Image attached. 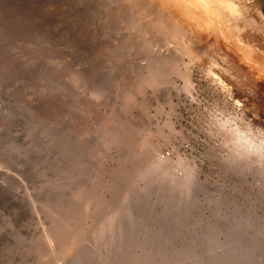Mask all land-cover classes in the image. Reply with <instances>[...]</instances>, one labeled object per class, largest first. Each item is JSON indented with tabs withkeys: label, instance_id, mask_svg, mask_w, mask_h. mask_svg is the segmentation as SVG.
<instances>
[{
	"label": "rangeland",
	"instance_id": "obj_1",
	"mask_svg": "<svg viewBox=\"0 0 264 264\" xmlns=\"http://www.w3.org/2000/svg\"><path fill=\"white\" fill-rule=\"evenodd\" d=\"M163 2L0 0V264H264V63L206 9L204 54L135 31Z\"/></svg>",
	"mask_w": 264,
	"mask_h": 264
},
{
	"label": "bare ground",
	"instance_id": "obj_2",
	"mask_svg": "<svg viewBox=\"0 0 264 264\" xmlns=\"http://www.w3.org/2000/svg\"><path fill=\"white\" fill-rule=\"evenodd\" d=\"M126 1V0H125ZM162 1H164L163 2V4L165 5V6H167L166 7V9H165V11H163V10H159V11H156L155 10V8L153 7L154 6V4L155 5H157V4H162ZM150 0V2H152V7H144V6H140L139 7V9L140 10H142L143 9V11L142 12H139V11H137V12H139V14H141V16L144 18V20L143 19H141V16L139 15V14H137V15H139L140 16V18L137 16V19L139 18V19H141L140 20V22L139 23H136V25L134 26V27H136V30L135 31H142L143 32V30L145 31V32H148V33H152V35H155V34H157V35H155L154 37L156 38V36H157V38H158V40L160 39V38H162V40H164V41H167L168 42V44L167 45H163V44H165L163 41V46H167L165 49L168 51V49H170L171 48V46H173V45H170L171 43H177V42H179V41H177V40H181L180 42H183V44H181L182 46L180 47V46H178V48L180 49V52H181V49H182V47L184 46V44L185 43H187V37L189 38H191V36H189V34H191V29L193 30V27L194 26H198V29H200L201 31H205V30H210L211 29V31L215 28V27H213V29L212 28H210L209 26L210 25H212L211 23H215L216 22V17L214 16V13L216 14V16L219 18V16L221 15V17H222V23L223 24H226L225 26L226 27H228V28H226L230 33L229 34H235V33H238V32H240V31H243V35H242V39H243V41H245V46L250 50H248L249 51V54H251L254 58L255 57H257V59H259V61L260 60H262V62L264 63V46H263V44H259V39H261V36H262V33H264V20H263V22L260 24V26L258 27V28H248V26L250 25L249 23L251 22V21H253L252 20V18H248V19H246L245 17H244V15L246 14V12H243V11H241V10H239V13H237V15H235L236 17H233L232 15H229V13L228 12H230V10H232V9H237V6H235V4H234V0ZM115 3V2H114ZM196 3V5H195V7L193 6L194 4ZM169 4V5H168ZM150 5V4H149ZM251 5H252V7L254 8V7H256V8H258L259 7V5H258V2L255 0V2L254 1H252V3H251ZM146 6V5H145ZM142 7V8H141ZM190 7L192 8V11L191 10H189L190 9ZM152 8H154V10L152 9ZM256 8H254V10L256 9ZM204 9H206V10H208V12L211 14V15H213L214 17H211L212 18V20H213V22L212 21H210V22H206L207 24H206V28H205V25H201V23L200 22H202V21H199V20H201V18L198 20V16H201L202 15V13H201V11L200 10H204ZM235 9V10H236ZM188 10V11H187ZM253 10V9H252ZM134 11V10H133ZM245 11V10H244ZM135 12H136V10H135ZM232 12H235V11H232ZM232 14V13H231ZM134 14H132V16H133ZM180 15L181 16H184L183 17V19H182V17H181V19H180ZM204 15V14H203ZM251 15V14H250ZM262 15H263V13L262 12H260V11H258V13H257V16L260 18H262ZM132 16H130V17H132ZM136 16V15H135ZM136 18V17H135ZM129 19V18H128ZM133 19V18H132ZM143 20V22H141ZM132 21V20H131ZM130 21V22H131ZM134 21V20H133ZM132 21V22H133ZM138 21V20H137ZM230 22V23H229ZM131 26V25H130ZM133 27V28H134ZM212 27V26H211ZM196 28V27H195ZM195 28H194V30H195ZM225 28V27H224ZM135 29V28H134ZM203 29V30H202ZM196 31V30H195ZM200 31V32H201ZM204 31H203V33H204ZM193 32V31H192ZM197 32H199V30L197 31ZM199 32V33H200ZM208 32V31H207ZM194 33V32H193ZM119 34V33H118ZM140 34V33H139ZM197 34V33H196ZM193 35V34H192ZM208 35H209V33H208ZM207 35V36H208ZM176 37H179V39L177 38V40H175V38ZM193 38H195L194 37V35L192 36ZM197 37H199V40L201 41V40H206L205 38H204V35L202 36V34L200 33V35L199 36H197ZM153 38V37H152ZM174 38V39H173ZM135 39V38H134ZM192 40V39H191ZM252 40V42L254 41H256V43H250V41ZM161 41V40H160ZM160 41H158V42H160ZM186 41V42H185ZM189 41V40H188ZM190 42V41H189ZM191 42H193V41H191ZM204 42V41H203ZM203 42H201V44L200 45H198V46H196L195 48H189V45H190V43H189V45L188 46H184V48H183V50H182V52L184 53V54H188L189 53V50L191 49V50H193V49H198V52H200V53H203V52H205V49H204V45H202V43ZM109 43V42H108ZM156 44V43H155ZM154 44V45H155ZM160 44V43H159ZM159 44H157L158 46V48H159ZM160 44V45H161ZM180 44V43H179ZM179 44H176V45H179ZM160 46V48H161V50H162V47L163 46ZM192 46V45H191ZM174 47H175V45H174ZM129 48V47H128ZM151 48V47H150ZM175 48H177V47H175ZM177 48V51H179V49ZM157 49V48H156ZM172 49V48H171ZM146 51V50H145ZM165 51V50H164ZM166 51V52H167ZM172 51V50H171ZM170 51V52H171ZM174 51H175V49H174ZM213 51V50H212ZM247 51V52H248ZM137 52V51H136ZM169 52V51H168ZM103 53V52H102ZM146 53V52H145ZM157 53V52H156ZM173 53V52H172ZM172 53H171V55H172ZM178 53V52H177ZM168 54V53H167ZM179 54V53H178ZM191 54H192V52H191ZM204 54V53H203ZM107 55V54H106ZM170 55V54H169ZM190 55V54H189ZM193 55V54H192ZM166 56V55H165ZM176 57H177V54L175 55ZM175 56H173V58L175 57ZM195 56V55H194ZM157 57V56H156ZM175 57V58H176ZM179 57H181V56H179ZM178 57V58H179ZM190 57V56H189ZM165 58V57H164ZM191 58V57H190ZM195 59V58H194ZM155 60H156V58H155ZM165 60V59H164ZM152 61V60H151ZM150 61V62H151ZM193 61V60H192ZM131 62V61H130ZM144 62V61H143ZM162 62V61H161ZM213 62V61H212ZM176 64H177V62H176V60H174V59H167V61H166V64H158V63H156L153 67H152V70H150L152 73L150 74V75H148L147 76V78L145 79V84L147 85V86H151V87H153L155 90L158 88V86H161V84L163 83H165L166 81H167V79H166V81H165V78H167V76H165V78H163L164 76L163 75H165V73L164 72H166V70H167V68L168 67H170L171 66V69L170 70H172V69H174L173 67L174 66H176ZM191 64V63H190ZM262 65V64H261ZM264 65V64H263ZM151 66V65H150ZM219 66H221V65H219ZM136 67V66H135ZM263 67V66H262ZM134 68V67H133ZM228 68H230V67H228ZM228 68H226V69H228ZM149 69V68H148ZM167 71H169V70H167ZM182 71V70H181ZM225 71V70H224ZM227 71H229V69L227 70ZM247 71V70H246ZM231 72H232V70H231ZM231 72H229V73H231ZM248 73L250 72V75L251 76H254L255 77V73L253 72V70H250L249 69V71H247ZM173 73H175V72H173ZM188 73V72H187ZM186 72H183V76H182V74H181V76L184 78H186V79H189V77H188V75L189 74H187ZM208 73L209 74H213V76H215L216 77V81L220 84V83H222L223 85H221L223 88H225V89H227L230 93H231V89L232 88H230L229 86H228V84L227 83H225L224 82V80L222 79V77H220V76H218L213 70L211 71V70H209L208 71ZM122 74V73H121ZM134 74V73H133ZM208 74V75H209ZM245 74H247L246 72H245ZM167 75V74H166ZM249 75V76H250ZM178 76V75H177ZM212 76V75H211ZM171 77V76H170ZM237 77V76H236ZM235 77V78H236ZM246 77H247V75H246ZM169 78V77H168ZM184 78V79H185ZM248 78V77H247ZM169 79H171V78H169ZM168 79V80H169ZM242 79V78H241ZM249 79V78H248ZM252 79V78H251ZM122 81V80H121ZM172 81V80H171ZM250 81V80H249ZM143 82H144V80H143ZM167 82H169V81H167ZM227 82V81H226ZM187 83V82H186ZM244 85H242V86H244L245 88H246V84H245V79H244ZM253 84V83H252ZM173 85H174V83H173ZM163 86V85H162ZM235 87V86H234ZM233 87V88H234ZM100 89V88H99ZM144 88L142 87V86H140V87H138L137 88V90L136 91H138V92H141L142 90H143ZM235 89V88H234ZM145 90V89H144ZM233 90V89H232ZM234 91V90H233ZM239 91V90H238ZM170 93V92H169ZM232 95V94H231ZM129 96H130V98L132 99L133 97H134V94L132 95V94H129ZM129 98V99H130ZM135 98V97H134ZM133 98V100H135ZM133 100H130V101H133ZM237 104L240 106V108L241 107H243V102H241L240 100L237 102ZM145 105V104H144ZM245 106V105H244ZM145 107V106H144ZM142 108V107H141ZM244 109V108H243ZM145 112V111H144ZM143 113V112H142ZM244 113V112H243ZM248 113V112H247ZM251 117V116H250ZM243 118V117H242ZM257 123V122H256ZM260 123H261V121H260ZM253 126V125H252ZM256 126V125H255ZM251 129V128H250ZM255 129V128H254ZM260 131H262L261 129H260ZM264 131V130H263ZM258 132V131H257ZM256 132V133H257ZM234 136V135H233ZM241 138V137H240ZM250 138V137H249ZM237 139H239L238 137H237ZM242 139V138H241ZM237 141H239V140H237ZM250 140H247V143L249 142ZM236 142V141H235ZM246 142V141H245ZM252 142H254V141H252ZM244 143V142H243ZM236 144H238V142L236 143ZM250 144V145H249ZM249 144H244V146H242L243 148L242 149H244V152L243 153H246L248 156H251V152L250 151H252L251 150V148H252V144H254V143H249ZM258 144V143H257ZM264 144V143H263ZM239 145H242V144H239ZM260 145H262V144H260V142H259V144H258V147H260ZM257 147V148H258ZM263 147H264V145H263ZM239 148H241V147H239ZM259 149V148H258ZM262 150H264V149H262L261 148V150L260 151H262ZM257 150L255 149V152H256ZM254 152V151H253ZM261 153H263V151L261 152ZM261 156H264V155H262V154H260ZM261 156H259L260 158H261ZM143 161V160H142ZM158 164V163H157ZM81 231V230H80ZM83 233V232H82ZM80 234V233H79ZM78 235V234H77ZM67 236V235H66ZM65 236V237H66ZM69 237V236H68ZM52 238H54L55 239V237H54V235H53V237ZM60 238V237H59ZM72 238V237H71ZM53 239V240H54ZM63 239V238H62ZM51 240V239H50ZM52 240V241H53ZM56 240H58V239H56ZM70 241V240H69ZM71 241H73V240H71ZM61 242V240L59 241V243ZM64 242V241H63ZM67 242H68V240H67ZM80 242V241H79ZM50 243V242H49ZM57 243V242H56ZM66 243V242H65ZM72 243V242H71ZM52 245V244H51ZM67 245V244H66ZM56 246V245H55ZM54 246V247H55ZM70 247V246H69ZM78 247V246H77ZM80 247V246H79ZM70 251V250H69ZM62 252V251H61ZM66 252V251H65Z\"/></svg>",
	"mask_w": 264,
	"mask_h": 264
},
{
	"label": "water",
	"instance_id": "obj_3",
	"mask_svg": "<svg viewBox=\"0 0 264 264\" xmlns=\"http://www.w3.org/2000/svg\"><path fill=\"white\" fill-rule=\"evenodd\" d=\"M257 1H258L259 5H260V7L264 13V0H257Z\"/></svg>",
	"mask_w": 264,
	"mask_h": 264
},
{
	"label": "clouds",
	"instance_id": "obj_4",
	"mask_svg": "<svg viewBox=\"0 0 264 264\" xmlns=\"http://www.w3.org/2000/svg\"><path fill=\"white\" fill-rule=\"evenodd\" d=\"M248 126H249V125H247V124L245 125L246 128H247Z\"/></svg>",
	"mask_w": 264,
	"mask_h": 264
}]
</instances>
